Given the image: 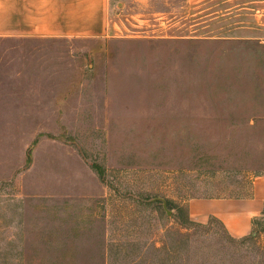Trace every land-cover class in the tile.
<instances>
[{
    "label": "rangeland",
    "instance_id": "obj_1",
    "mask_svg": "<svg viewBox=\"0 0 264 264\" xmlns=\"http://www.w3.org/2000/svg\"><path fill=\"white\" fill-rule=\"evenodd\" d=\"M91 39L0 36V264H264L201 198L264 177V0H112Z\"/></svg>",
    "mask_w": 264,
    "mask_h": 264
},
{
    "label": "crops",
    "instance_id": "obj_2",
    "mask_svg": "<svg viewBox=\"0 0 264 264\" xmlns=\"http://www.w3.org/2000/svg\"><path fill=\"white\" fill-rule=\"evenodd\" d=\"M112 0H0V36L4 38L91 39L109 32ZM189 219L214 217L230 236L252 232L264 213V177L253 181L245 198H201L188 203Z\"/></svg>",
    "mask_w": 264,
    "mask_h": 264
}]
</instances>
